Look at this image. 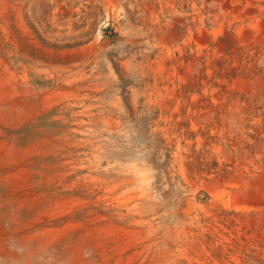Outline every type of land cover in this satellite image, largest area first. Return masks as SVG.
Returning <instances> with one entry per match:
<instances>
[{
	"label": "bare ground",
	"instance_id": "6f19581e",
	"mask_svg": "<svg viewBox=\"0 0 264 264\" xmlns=\"http://www.w3.org/2000/svg\"><path fill=\"white\" fill-rule=\"evenodd\" d=\"M0 264H264V0H0Z\"/></svg>",
	"mask_w": 264,
	"mask_h": 264
},
{
	"label": "rangeland",
	"instance_id": "374dc122",
	"mask_svg": "<svg viewBox=\"0 0 264 264\" xmlns=\"http://www.w3.org/2000/svg\"><path fill=\"white\" fill-rule=\"evenodd\" d=\"M109 30H110V28H107L106 31L108 32ZM116 35H117V34L114 32L113 34H111L110 37L115 38ZM117 41H118V40H117ZM117 41H114V42L111 43V45L113 44V45H112L113 48L111 49L112 52H116V53H117V52L120 51V49H121V47H122L121 44H120L119 42H117ZM128 82H129V81H128ZM124 84H127V83H124ZM122 85H123V82H122L121 86H122ZM148 144H149V145H148ZM152 144L155 145L154 142H150V143L145 142V143H144V145H145L146 147H147V146H150V145H152ZM172 187H173V184L169 186V191H172V190L174 191V190H175V188L173 189Z\"/></svg>",
	"mask_w": 264,
	"mask_h": 264
}]
</instances>
